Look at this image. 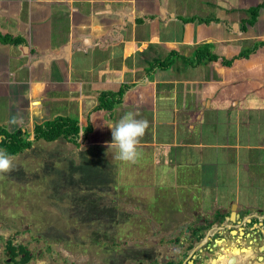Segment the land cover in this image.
Returning a JSON list of instances; mask_svg holds the SVG:
<instances>
[{
	"label": "crops",
	"instance_id": "obj_1",
	"mask_svg": "<svg viewBox=\"0 0 264 264\" xmlns=\"http://www.w3.org/2000/svg\"><path fill=\"white\" fill-rule=\"evenodd\" d=\"M262 2L0 0V127L33 136L36 125L64 117L77 120L82 134L90 123L89 139L78 148L90 150L94 144L107 147L112 142H94V118L100 115L107 127L128 112L135 113L149 127L140 139L138 159L128 166L140 168L139 162L150 157L161 176L154 182L160 184L163 175L174 178L175 169L182 168L179 185L186 196L195 190L194 184H199V191L221 184L219 173H208L210 166L230 169L232 176L220 185L218 200L230 199V207L235 205L244 213L235 226L245 229L249 238L234 239L222 232L219 238L233 239L236 244L224 253L219 249L224 255L217 264H264V207L252 202L255 196L264 198V142L238 132H225L223 137L217 129L204 128L206 112H228L236 119L229 126L248 129L254 122L252 113L264 111V99L255 91L264 90V48L248 59L235 60L229 68L216 63L188 64L203 44H208L212 54L228 59L243 47L264 42V9L253 26L240 30L248 19L246 11ZM213 9L217 12L210 16ZM191 18L210 22H183ZM172 52L177 56L170 59V67L153 66L165 62ZM46 72H51L50 80L44 78ZM247 73L252 74L242 77ZM120 89V103L110 112L95 110L102 93ZM253 98L259 103L254 104ZM13 118L18 123H10ZM217 148L229 149L230 167L208 153ZM224 227L234 226L224 223L219 232ZM259 256L263 259L258 260Z\"/></svg>",
	"mask_w": 264,
	"mask_h": 264
},
{
	"label": "rangeland",
	"instance_id": "obj_2",
	"mask_svg": "<svg viewBox=\"0 0 264 264\" xmlns=\"http://www.w3.org/2000/svg\"><path fill=\"white\" fill-rule=\"evenodd\" d=\"M216 12L213 9L210 16ZM159 58L162 60L164 57ZM50 73H44V78L50 80ZM251 74L242 77H250ZM253 99L254 104L259 103L258 98ZM214 112L204 113L207 120L204 128L217 129L223 137L225 132H238L245 138L248 134L252 141L264 142V111L252 113L254 122L248 129L239 124L229 126V121L236 119L228 112L220 109ZM100 117L94 118L93 140L97 141L95 143L110 142L111 133L105 119ZM27 137L32 142L31 148L13 156V168L0 174V223L4 226L1 232L11 239L18 235L20 241L24 239L23 228L27 226L31 237L39 236L52 250L58 246L79 264H119L120 254L121 264H134L137 257L145 259L150 255L147 250L150 248L144 245L143 240H156L158 248L161 243L172 239L186 245L184 238L188 233L184 230L195 222L198 213L204 217L213 216L221 209L219 206L225 207V213L229 211L230 199L219 203L218 196L220 185L224 186L223 182L232 176L230 169L223 170L218 165L214 171L210 166L208 173H219L221 184L208 186L205 191H199V184H194L195 190L186 196L182 184L179 185L180 175L185 171L182 168L175 169L174 178L163 175L160 184L154 182H159L161 176L159 170L153 169L150 157H145L139 162L140 168L135 169L127 162L116 160V149H108L103 144H94L90 150L88 147L78 149L73 144L68 146L63 139L47 143L42 140L36 142L33 136ZM210 143H214L213 140L206 142ZM208 153L230 167L227 164L229 149L217 148ZM252 202L255 206L264 207V198L260 195L255 196ZM214 229L215 232L212 231ZM225 230L219 232L216 225L205 227L201 234L204 235L203 241L210 236V240L204 243L205 247L209 248L222 232L229 236V230ZM120 242L121 247L113 246ZM199 243L200 240L192 244L200 248ZM220 244L213 251L207 248L195 264H208L210 261L217 264L224 255L219 253V249L224 253L225 248L236 243L233 239L223 238Z\"/></svg>",
	"mask_w": 264,
	"mask_h": 264
},
{
	"label": "flooded vegetation",
	"instance_id": "obj_3",
	"mask_svg": "<svg viewBox=\"0 0 264 264\" xmlns=\"http://www.w3.org/2000/svg\"><path fill=\"white\" fill-rule=\"evenodd\" d=\"M233 206L235 205H231L228 213H225V211L222 209H218L217 211H215L213 213V216L204 217L200 215V213H198L196 215L195 222L190 227L185 228L184 230L188 233V235H186V237L184 238V241L187 243L186 245L183 244V242L178 241L177 239H172L169 240L168 243H161L160 247L158 248L156 240H143L144 245H147L150 248L147 249L149 250L150 255L145 257V259H143L144 257L136 256L137 260L134 261V264H195L196 261L201 259L204 252H207L206 249L208 247H205L204 243L207 241V239H209L210 236L203 241L204 235H201L203 231H205V227H212L213 225H216V230L218 229L219 231L220 228L222 229L223 224L225 223V221L227 222L232 212H235L236 215H239V213L241 214V211L237 210L236 207L235 209H233ZM243 218L244 213L239 216L235 223L232 224L227 222V224H231L232 226H234L228 228L230 237H233L234 239H241L240 234L243 233L242 238L246 239V235H249L242 227L238 228L235 226L237 223H241ZM3 227L4 226L2 225V223H0V264H79L78 261H72V257L65 254L61 248H57L58 246L55 247L54 250H52L51 247L47 246L39 236L31 237L28 231L29 227L27 226H24L23 228L24 239H21L20 241L18 240V235L15 236V239H11L9 236H5L1 232ZM225 229L226 228L224 227V230ZM232 231L236 232L235 236L231 234ZM210 233H212V231ZM199 240L200 248H196L192 243ZM215 240L218 241L217 244L219 245L223 238ZM215 240L211 242L208 250L214 249V244L215 246H217ZM122 244L123 246L126 245L125 243ZM113 246H117V248H119L121 247V242L116 245L113 244ZM46 257H48V259H46ZM257 258L258 260L259 258L263 259L262 256H259ZM118 261L119 264H121V254L118 257ZM208 264H211V261Z\"/></svg>",
	"mask_w": 264,
	"mask_h": 264
},
{
	"label": "trees",
	"instance_id": "obj_4",
	"mask_svg": "<svg viewBox=\"0 0 264 264\" xmlns=\"http://www.w3.org/2000/svg\"><path fill=\"white\" fill-rule=\"evenodd\" d=\"M261 9H264V2L246 11L248 14V19L242 22L240 26L241 31H245L247 26H253L256 23L257 17ZM194 21L207 24L210 22L204 19L197 18L183 20L184 23ZM109 36L110 34L105 35L100 39H104ZM110 42H112V40H110ZM261 47L264 48V42H257L253 44L250 49L243 47L237 55L227 59L212 54L208 44H203L200 48H197L195 50L194 60L189 61L188 64L193 67H196L199 65H208L211 63H216L224 68H229L232 66L235 60L248 59L251 53L256 52ZM176 56L177 54L175 52H172L169 54L168 59L165 62H158L153 66H157L160 68H166V66L170 67L173 64L170 59L175 58ZM255 91L257 92L259 97L264 99V90L255 89ZM121 92L122 91L120 89L118 93H102L99 97V104L95 110L110 112L114 104L118 102L120 103L117 97L121 98ZM91 132L92 127L90 123H88V126L82 131L81 134V128L79 127V123L77 120L59 117L52 121L45 122L41 125H36L34 128L33 140L36 142L42 140L47 143H52L59 139H63L66 142L79 147L81 144H84L88 141ZM27 136L28 135H26V133L21 130H16L15 132L10 133L5 128L0 127V149L6 150L12 157L16 156L22 153L23 151L31 148L32 142L27 139Z\"/></svg>",
	"mask_w": 264,
	"mask_h": 264
},
{
	"label": "clouds",
	"instance_id": "obj_5",
	"mask_svg": "<svg viewBox=\"0 0 264 264\" xmlns=\"http://www.w3.org/2000/svg\"><path fill=\"white\" fill-rule=\"evenodd\" d=\"M10 123L16 124L13 118ZM111 129L112 142L108 149L115 148L114 158L121 162L135 163L140 153L138 145L145 135L149 123L145 119H137L136 114L128 112L119 121L107 126ZM13 168V157L4 149H0V174L7 173Z\"/></svg>",
	"mask_w": 264,
	"mask_h": 264
},
{
	"label": "water",
	"instance_id": "obj_6",
	"mask_svg": "<svg viewBox=\"0 0 264 264\" xmlns=\"http://www.w3.org/2000/svg\"><path fill=\"white\" fill-rule=\"evenodd\" d=\"M233 209H235V206H233ZM242 213V212H241ZM243 214V213H242ZM241 214L239 213V215H236V213L235 212H232V214L230 215V217H229V219L227 220L229 223H235L236 221H237V219L239 218V216H240ZM231 234L233 235V236H235V234H236V232L235 231H232L231 232ZM243 235V233L242 234H240V237H241V239H243L242 236ZM249 237V235H246V237ZM207 240H210V237H209V239H207ZM217 240H215V243L217 244ZM214 246V248H215V244L213 245ZM217 248V247H216ZM235 249H237V250H239V248H237V247H235ZM210 251H213V249H209ZM259 260H261V258H259Z\"/></svg>",
	"mask_w": 264,
	"mask_h": 264
},
{
	"label": "bare ground",
	"instance_id": "obj_7",
	"mask_svg": "<svg viewBox=\"0 0 264 264\" xmlns=\"http://www.w3.org/2000/svg\"><path fill=\"white\" fill-rule=\"evenodd\" d=\"M245 254V253H244Z\"/></svg>",
	"mask_w": 264,
	"mask_h": 264
}]
</instances>
